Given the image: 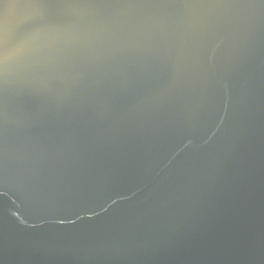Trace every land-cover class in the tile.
I'll list each match as a JSON object with an SVG mask.
<instances>
[{
  "label": "water",
  "instance_id": "water-1",
  "mask_svg": "<svg viewBox=\"0 0 264 264\" xmlns=\"http://www.w3.org/2000/svg\"><path fill=\"white\" fill-rule=\"evenodd\" d=\"M0 264H264V0H0Z\"/></svg>",
  "mask_w": 264,
  "mask_h": 264
}]
</instances>
